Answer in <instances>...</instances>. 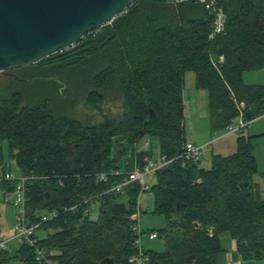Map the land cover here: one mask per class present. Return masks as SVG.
<instances>
[{"label": "trees", "instance_id": "trees-1", "mask_svg": "<svg viewBox=\"0 0 264 264\" xmlns=\"http://www.w3.org/2000/svg\"><path fill=\"white\" fill-rule=\"evenodd\" d=\"M219 4L225 27L212 38V14L204 3L136 0L71 47L0 73V170L10 172L6 152L18 174L32 178L30 223L57 212L36 232L37 246L55 264L104 259L127 264L136 254L129 216L139 187L129 183L110 190L135 162L155 155L137 147L140 137L154 136L157 154L174 157L182 151L187 71L194 73V87L207 93L211 131L225 128L239 113L248 119L264 115V84L242 78L244 71L264 67V0ZM219 55L224 61L214 64ZM80 81V90L66 89ZM64 96L83 99L101 120L92 123L57 110L53 100L66 104ZM107 103L117 105L116 114L103 110ZM254 136L237 133L234 152L211 154L209 169L200 168V160L182 166L177 159L154 174L152 213L163 217L165 226L150 230L164 248L144 249L147 264H217L222 233L235 241L243 260L263 258L264 189L253 182ZM117 170L125 173L106 182L97 178ZM261 177L264 188V173ZM84 199H92L96 209L85 212ZM9 249L0 250V264H37L32 248Z\"/></svg>", "mask_w": 264, "mask_h": 264}, {"label": "water", "instance_id": "water-1", "mask_svg": "<svg viewBox=\"0 0 264 264\" xmlns=\"http://www.w3.org/2000/svg\"><path fill=\"white\" fill-rule=\"evenodd\" d=\"M136 0H0V72L71 47ZM99 264H114L104 259Z\"/></svg>", "mask_w": 264, "mask_h": 264}, {"label": "built area", "instance_id": "built-area-1", "mask_svg": "<svg viewBox=\"0 0 264 264\" xmlns=\"http://www.w3.org/2000/svg\"><path fill=\"white\" fill-rule=\"evenodd\" d=\"M178 1V0H176ZM204 3L207 10L211 11V32L209 38L224 31L225 27V16L222 7L219 4L220 0H193ZM62 51V50H61ZM224 61V57L219 55L215 59H212L214 64H221ZM264 116V115H262ZM256 120L248 119L239 113L233 121L228 123L225 128L218 130V134L213 140L208 141L204 144H195L190 141H186L183 145L182 151L174 157H166L163 154L156 155H145L142 159L141 164L135 162L133 169L125 173L122 170H117L114 173L106 174L102 173L97 176L99 181L106 182L111 176H120L125 173V176L117 183L110 191H119L122 187L129 183H135L139 187V192L136 200V209L129 216L130 230L134 234V245L136 247V254L131 256L127 260V264H147L148 258L144 254V248L142 245V239L145 238L148 241H154L158 238L157 232L149 229H144L141 226V211L138 206V199L142 193L150 192V187L145 183V177L148 175H154L158 170L168 166L172 161L179 159L181 165H185V162L192 161L198 162L202 156V151L206 146H210L212 141L222 139L230 134H237L241 131L248 129L252 123ZM150 142L144 141L141 146V150H149ZM31 177L24 175H12L9 171L0 170V197L3 203L11 206L14 210V225L12 233L6 237H0V250H8L12 244H23L33 249L34 260L37 264H55L52 261L46 251L37 246L38 238L36 236L37 229L43 223L50 221L57 216L56 211H52L46 214H41L39 220L36 223H30L28 221L27 209L29 203V188L28 184ZM83 204L87 205L88 210L96 209V203L92 199H84ZM80 205V204H78ZM77 207L74 206L71 209Z\"/></svg>", "mask_w": 264, "mask_h": 264}, {"label": "rangeland", "instance_id": "rangeland-1", "mask_svg": "<svg viewBox=\"0 0 264 264\" xmlns=\"http://www.w3.org/2000/svg\"><path fill=\"white\" fill-rule=\"evenodd\" d=\"M1 73V72H0ZM0 74V78H1ZM242 78L247 83H262L264 84V67L256 70H246L242 74ZM77 83V82H76ZM76 83H67L66 89L70 92H76L75 89L80 90L83 83L80 81L78 85ZM75 88V89H74ZM80 88V89H78ZM35 89L39 87L35 86ZM77 96V94H75ZM183 125L185 131V138L195 142V144H200L204 141H211L218 134L217 131H211L210 120L208 116V98L205 90L197 89L194 87V73L187 71L184 74V86H183ZM72 98V97H71ZM66 100V101H65ZM63 101L66 104L61 103L56 97L53 100V105L57 110L68 112L69 115L78 119H88L92 123L99 122L101 120V115H99L98 110L86 108L84 100L79 98L67 99L63 97ZM64 104V105H63ZM108 104V103H107ZM105 104L103 110L108 114L114 115L117 112V105L109 103V107ZM245 134L254 135L251 139L253 145V154L256 158L257 173L253 176V182L260 186L261 192L263 191V179L261 174L264 173V116H261L254 120L252 125L245 130ZM236 134H230L222 139H217L212 141L210 146H206L203 149L202 157L199 161V167L203 169H209L210 167V157L213 153H221L224 155L231 154L235 150V140ZM148 140L150 142L149 148L156 155L158 153L157 140L153 136L140 137L137 147L141 148L144 141ZM4 159L7 162L10 173L12 175L18 174L17 168L14 161L10 160L6 152L4 153ZM145 183L148 187H151L155 183V175H148L145 177ZM138 206L141 211V226L144 229H162L165 226L163 217L155 215L152 213L153 209V197L150 192L142 193L138 199ZM4 209V210H3ZM13 209L11 206L3 203L0 197V236L3 235L11 229L13 224ZM93 216L92 218H94ZM226 234V233H225ZM39 236H43L42 232H38ZM222 237V236H221ZM143 248L146 250H163V242L160 239L154 241H148L147 239H142ZM12 248L16 247V244L11 245ZM10 254H12V249H9ZM223 252L217 256L218 264L222 263ZM224 262V259H223ZM13 264V263H10ZM15 264V263H14Z\"/></svg>", "mask_w": 264, "mask_h": 264}, {"label": "crops", "instance_id": "crops-1", "mask_svg": "<svg viewBox=\"0 0 264 264\" xmlns=\"http://www.w3.org/2000/svg\"><path fill=\"white\" fill-rule=\"evenodd\" d=\"M201 90H203V89H201ZM182 96H183V92H182ZM254 135H258V134H254ZM186 140L193 142V141L188 140V139H186ZM206 142H208V141L206 140L204 142H201L200 144H204ZM193 143H195V142H193ZM16 175H19V174H16ZM12 217H13L12 227H11V229L8 230L7 233H5L3 235L9 236L12 233L13 225H14V219H15L14 212H13ZM0 237H2V236H0ZM219 240H220V246H221V249L223 252V255H221V257H222L221 259H222L223 264H264V256L260 260H243L236 250L235 241L231 238V236L228 233H226V234L222 233L219 236ZM223 259H224V262H223ZM217 264H218V262H217Z\"/></svg>", "mask_w": 264, "mask_h": 264}]
</instances>
